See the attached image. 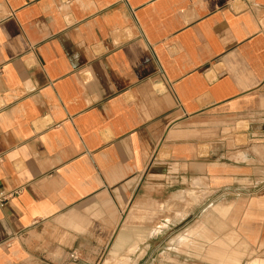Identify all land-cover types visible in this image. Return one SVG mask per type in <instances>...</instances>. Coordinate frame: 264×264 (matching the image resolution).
<instances>
[{"label":"crops","instance_id":"0c3cea01","mask_svg":"<svg viewBox=\"0 0 264 264\" xmlns=\"http://www.w3.org/2000/svg\"><path fill=\"white\" fill-rule=\"evenodd\" d=\"M0 194V264H264V0H0Z\"/></svg>","mask_w":264,"mask_h":264},{"label":"rangeland","instance_id":"374dc122","mask_svg":"<svg viewBox=\"0 0 264 264\" xmlns=\"http://www.w3.org/2000/svg\"><path fill=\"white\" fill-rule=\"evenodd\" d=\"M261 256H262V255H260V254L257 253V254L254 255L253 258H259V257H261Z\"/></svg>","mask_w":264,"mask_h":264},{"label":"built area","instance_id":"2783aa9c","mask_svg":"<svg viewBox=\"0 0 264 264\" xmlns=\"http://www.w3.org/2000/svg\"><path fill=\"white\" fill-rule=\"evenodd\" d=\"M4 198V195L0 194V201H2Z\"/></svg>","mask_w":264,"mask_h":264},{"label":"bare ground","instance_id":"6f19581e","mask_svg":"<svg viewBox=\"0 0 264 264\" xmlns=\"http://www.w3.org/2000/svg\"><path fill=\"white\" fill-rule=\"evenodd\" d=\"M226 210V209H225ZM236 264V263H235Z\"/></svg>","mask_w":264,"mask_h":264}]
</instances>
